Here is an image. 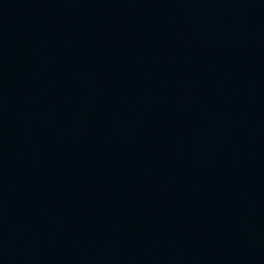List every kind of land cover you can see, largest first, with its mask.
Here are the masks:
<instances>
[{"label": "water", "instance_id": "water-1", "mask_svg": "<svg viewBox=\"0 0 264 264\" xmlns=\"http://www.w3.org/2000/svg\"><path fill=\"white\" fill-rule=\"evenodd\" d=\"M0 264H264V0H0Z\"/></svg>", "mask_w": 264, "mask_h": 264}]
</instances>
